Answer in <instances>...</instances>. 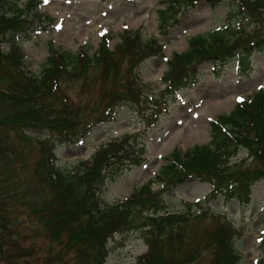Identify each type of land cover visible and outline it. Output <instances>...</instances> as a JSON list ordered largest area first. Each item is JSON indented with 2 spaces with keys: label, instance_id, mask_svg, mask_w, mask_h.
<instances>
[{
  "label": "trees",
  "instance_id": "1",
  "mask_svg": "<svg viewBox=\"0 0 264 264\" xmlns=\"http://www.w3.org/2000/svg\"><path fill=\"white\" fill-rule=\"evenodd\" d=\"M197 1L166 0L168 5L158 10L162 33L178 24L180 12ZM207 1L213 8L221 2ZM235 1L236 15L254 18L262 24L260 28L248 32L242 23L237 27L228 23L192 37L186 51L167 58L162 77L165 87L152 93L145 90L137 70L148 58H165L158 38L145 39L141 31L124 30L120 43L112 49L110 36L104 35L94 54H89L88 46L73 52L51 42L49 57L35 74L23 67L25 53L20 40L32 29L55 24L53 18L38 12V0H29L25 6L17 0H0V126L22 130L19 136L39 153L34 173L37 183L46 188L42 195L39 192L46 206L40 215L49 218L53 236L66 233L81 262L104 264L110 238L132 229L143 234L148 245L136 264H195L202 258L206 264H239L237 229L227 218L206 207L193 212L190 205L188 210L160 214L164 208L161 196L197 177L212 186L209 200L223 196L241 204L251 201L253 186L264 179V89L242 98L229 114L212 119L208 143L185 151L175 149L155 177L119 202H105L103 190L107 181L145 161V147L136 136L110 140L70 169L58 164L55 151L63 143L83 142L94 126L114 120L125 106L141 111L145 124H157L168 110V99L175 100L181 89L196 82L202 63L211 62L217 78L232 61L238 62L240 72H249L251 56L264 52V0ZM5 43L9 46L6 50L2 47ZM74 81L80 88L79 101L64 87ZM31 129L47 134L28 135L25 130ZM242 149L248 154L231 163ZM12 153L15 164L18 153ZM154 182L162 185L161 190L152 189ZM17 188L0 195V207ZM208 216L213 220L210 226L187 230L188 221ZM261 246L264 249V239ZM4 248L1 245L0 258L11 261Z\"/></svg>",
  "mask_w": 264,
  "mask_h": 264
},
{
  "label": "rangeland",
  "instance_id": "2",
  "mask_svg": "<svg viewBox=\"0 0 264 264\" xmlns=\"http://www.w3.org/2000/svg\"><path fill=\"white\" fill-rule=\"evenodd\" d=\"M17 1L23 6L29 2ZM38 3V12L50 15L55 24H48L46 29H32L21 38L25 69L40 73L49 57L51 42L58 48L73 52L88 46L89 54H94L104 35L110 36L112 49L120 43L124 30L141 31L143 38L156 37L163 44L165 58H148L137 70L145 90L152 93L165 87L162 77L168 67L167 58L176 52L186 51L192 37L207 34L228 23L233 27L242 23L248 32H254L262 25L254 18H242V21L236 15L235 0H221L217 8H213L207 0H198L194 7L180 12L179 23L165 34L160 29L158 10L168 5L166 0H38ZM2 47L4 50L9 48L7 43ZM251 57L249 72H240L238 62L232 61L218 78L211 62L199 65L196 82L181 89L175 100L168 99V110L159 117L156 126L145 124L141 111L136 113L126 106L119 109L114 120L94 126L83 142L74 145L63 143L57 147L58 164L70 169L78 161L94 155L102 144L127 135L136 136L145 147V161L139 166H131L114 181H107L102 194L107 203L126 199L159 173L175 149L185 151L208 143L212 136V119L229 114L242 98L264 89V52H254ZM64 87L68 95L79 101L80 88L75 81L64 83ZM93 90L90 95L95 88ZM216 103L218 107L214 108L212 105ZM21 131L3 124L0 126V195L11 193L18 187L12 196H6L5 203L0 207V247L5 246L11 259L4 260L1 256L0 264H86L80 261L73 242H67L66 233L53 236L49 218L40 215L46 208L40 197L43 187L37 183L34 173L40 155L19 136ZM25 132L35 136L47 134L46 131L33 129ZM12 151L18 153L15 164L11 159L14 156ZM247 154L246 149L238 151L231 163ZM5 159L10 160L9 164L4 163ZM248 161L252 163L251 159ZM161 187L158 183L152 184L154 190H161ZM211 190L212 186L207 181L189 178L182 185L162 193L164 208L160 214L188 210L189 205L193 212L206 207L210 212L227 218L237 229L235 248L240 255L239 264H264V249L261 246L264 239V179L253 186L251 201L247 204L223 196L209 200L207 195ZM210 216L188 221L187 230L201 231L210 226L213 223ZM147 249L140 232L131 229L116 233L108 242L104 264H136L137 257ZM206 263L202 258L195 264Z\"/></svg>",
  "mask_w": 264,
  "mask_h": 264
},
{
  "label": "bare ground",
  "instance_id": "3",
  "mask_svg": "<svg viewBox=\"0 0 264 264\" xmlns=\"http://www.w3.org/2000/svg\"><path fill=\"white\" fill-rule=\"evenodd\" d=\"M214 108H216V107H218V104L216 103V104H213L212 105Z\"/></svg>",
  "mask_w": 264,
  "mask_h": 264
}]
</instances>
